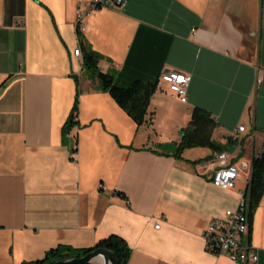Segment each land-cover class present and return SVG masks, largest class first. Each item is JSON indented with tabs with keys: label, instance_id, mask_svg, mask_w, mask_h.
<instances>
[{
	"label": "crops",
	"instance_id": "crops-1",
	"mask_svg": "<svg viewBox=\"0 0 264 264\" xmlns=\"http://www.w3.org/2000/svg\"><path fill=\"white\" fill-rule=\"evenodd\" d=\"M90 1L0 0V264L111 235L128 243L127 264H241L209 252L203 235L237 208L264 153L258 0H127L92 11L80 31ZM78 47L120 87L157 83L142 125L86 72ZM168 70L192 75L188 102L162 80ZM196 108L223 149L176 157ZM223 153L241 170L233 189L212 181ZM250 219L259 261L249 264H264V193Z\"/></svg>",
	"mask_w": 264,
	"mask_h": 264
},
{
	"label": "trees",
	"instance_id": "trees-1",
	"mask_svg": "<svg viewBox=\"0 0 264 264\" xmlns=\"http://www.w3.org/2000/svg\"><path fill=\"white\" fill-rule=\"evenodd\" d=\"M82 56L86 72L88 71L97 76L100 83V88L109 92L114 100L128 112V114L136 121V123L138 125H142L146 120L150 101L152 95L156 91L157 83L136 80L129 87H120L116 85L114 77L111 74L100 70L98 66L100 56L95 51L84 48V50H82ZM78 106L79 92L74 104V113L78 112ZM74 113H71L63 127L64 137L69 134L71 129L77 123ZM214 128L215 123L210 118L209 113L202 109L196 108L193 111L188 128L185 129L182 135L181 142L175 153L176 157H181L182 153L186 149L194 147H210L215 150H221L222 147L217 145L214 140H212ZM263 193L264 153L255 158L252 164V175L248 187L250 215L260 202ZM97 248H105L112 251L118 260V264H127L131 256V249L128 243L118 235H111L91 248H74L68 245H59L47 251L42 259L26 262L24 264H47L51 261L80 258Z\"/></svg>",
	"mask_w": 264,
	"mask_h": 264
},
{
	"label": "built area",
	"instance_id": "built-area-1",
	"mask_svg": "<svg viewBox=\"0 0 264 264\" xmlns=\"http://www.w3.org/2000/svg\"><path fill=\"white\" fill-rule=\"evenodd\" d=\"M127 0H91L87 10L78 8L77 10V27L81 31L85 30L83 24L84 18L92 11L101 9L116 10L121 8ZM74 54L82 57L81 47L75 49ZM161 78L167 83L169 89L182 102H188L189 87L192 81V75L178 70H168L162 73ZM77 119V112L74 113ZM245 127L239 128L244 131ZM219 167L212 170V181L217 186L224 189H233L239 180L240 168L228 161L226 153L218 157ZM249 182L247 183L249 187ZM247 189L240 190V201L236 209H230L226 212L224 218H215L211 221L208 228L204 232L206 248L209 252L216 255H226L232 261L249 264L251 262L258 263L259 255L252 251L250 242V204ZM100 189H106L103 184L99 185ZM157 229L160 224H156Z\"/></svg>",
	"mask_w": 264,
	"mask_h": 264
},
{
	"label": "water",
	"instance_id": "water-1",
	"mask_svg": "<svg viewBox=\"0 0 264 264\" xmlns=\"http://www.w3.org/2000/svg\"><path fill=\"white\" fill-rule=\"evenodd\" d=\"M263 55H264V47H263ZM263 63H264V56H263ZM183 133L184 131H182V134ZM89 263L118 264V260L112 251L105 248H97L80 258L51 261L47 264H89Z\"/></svg>",
	"mask_w": 264,
	"mask_h": 264
},
{
	"label": "rangeland",
	"instance_id": "rangeland-1",
	"mask_svg": "<svg viewBox=\"0 0 264 264\" xmlns=\"http://www.w3.org/2000/svg\"><path fill=\"white\" fill-rule=\"evenodd\" d=\"M261 5L263 7L262 13H261ZM258 13L253 17L256 25L255 26V32L257 35L261 36L262 35V42L264 41V0H258ZM262 18V20H261ZM263 44V43H262ZM261 44V62H263V45ZM252 51L256 50V46L254 47L253 44L251 45ZM88 72V71H87ZM91 76L93 75L92 73L88 72ZM92 264H98V263H92Z\"/></svg>",
	"mask_w": 264,
	"mask_h": 264
},
{
	"label": "flooded vegetation",
	"instance_id": "flooded-vegetation-1",
	"mask_svg": "<svg viewBox=\"0 0 264 264\" xmlns=\"http://www.w3.org/2000/svg\"><path fill=\"white\" fill-rule=\"evenodd\" d=\"M263 47H264V42H263Z\"/></svg>",
	"mask_w": 264,
	"mask_h": 264
}]
</instances>
